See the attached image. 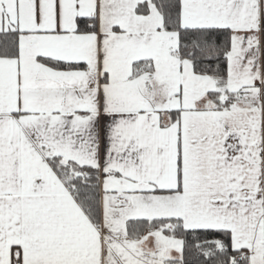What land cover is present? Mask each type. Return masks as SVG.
I'll use <instances>...</instances> for the list:
<instances>
[{
	"label": "snow or ice",
	"instance_id": "1",
	"mask_svg": "<svg viewBox=\"0 0 264 264\" xmlns=\"http://www.w3.org/2000/svg\"><path fill=\"white\" fill-rule=\"evenodd\" d=\"M0 264H264V0H0Z\"/></svg>",
	"mask_w": 264,
	"mask_h": 264
}]
</instances>
